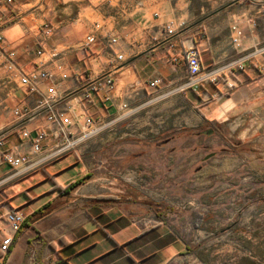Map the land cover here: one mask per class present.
<instances>
[{
    "label": "crops",
    "instance_id": "0c3cea01",
    "mask_svg": "<svg viewBox=\"0 0 264 264\" xmlns=\"http://www.w3.org/2000/svg\"><path fill=\"white\" fill-rule=\"evenodd\" d=\"M75 1L78 0H74V6L81 8L82 5ZM117 1L118 8H131V13L122 11L126 15H121L124 23L113 16L105 17L103 24L85 19L80 31L74 23L73 51L71 46L64 48V56L57 62L50 59L48 51L54 46L61 47L56 43L62 37L67 44L69 32L64 29L61 36L57 33L60 26H54L47 33L42 30L45 22L37 19L38 32L34 33L31 24L25 22L30 15L23 16L21 10L12 17L7 16L8 23L2 30L3 45L15 51V62L25 73L37 70L43 64L59 76L56 65L61 64L64 73H70L69 80L58 79V89L62 93L76 91L103 72L114 70L115 88L111 93L90 91L93 102L85 109L77 100L57 106L59 111L68 113L73 119L72 129L75 131L82 128L89 118H117L124 112L123 106L127 105L125 111L131 113L130 118H140L144 127L149 122L158 128H162V124L174 126L180 118L190 128V133L198 130V135H207L208 132L200 128L208 123L222 125L231 122L233 134L239 140L255 142L262 139L263 146L259 149L264 154V118H255L254 110L260 107L258 101L264 97V94L257 95L262 90L264 74H260L253 63L248 62L241 70L233 68L216 85L207 84L198 90L182 91V86L189 79L186 51L192 45L199 50L204 72L226 66L243 55L231 45L234 25L241 29L245 53L264 45V0H232L214 14L202 32L191 33L188 27L178 30L171 38L166 35L165 25L184 23L174 9V20L168 18L171 14L161 16L157 12L151 20L148 14L159 8V3L140 2L135 5L133 0ZM104 7L100 5L95 10ZM136 11H139V16L133 15ZM86 32L88 34L82 38ZM91 34L97 36L98 43L91 51L84 52L81 44ZM112 38H117L118 43L107 45ZM41 48L46 52L38 55ZM120 55L123 56L122 61L117 59ZM1 59L0 241L4 235L1 229H7L2 220L10 210L20 209L24 212L25 221L10 253L4 256L0 251V264H263L258 261L259 255L249 241L231 244L228 249L227 246L216 248L214 254L210 250L211 244H201L195 249L190 233L198 232L201 236L213 233L203 232L205 212L191 211L192 207H187L188 211L181 217H176L174 211L157 214V222L153 225L134 221L121 211L120 198L105 192L106 186L98 188L93 179L83 177L87 168L78 150L72 149L48 160L26 175L5 180L12 170L3 162V154L11 151L29 154L33 151L32 143L23 139V131L30 132L33 138L38 129L46 132L47 137L41 143L42 154L54 148L58 140L55 137L57 127L47 121L45 113L30 121L15 115L16 109L36 108L41 96L47 95L49 83L41 82L38 92L30 94L19 86V81L10 80ZM257 60L264 64V56L257 57ZM157 79L161 83L157 88H151L149 84ZM228 83H235V87L229 88ZM176 116L182 117L175 119ZM251 165L253 175L261 172L264 178V165L262 168L255 163ZM78 179L83 183L75 191H70L68 188ZM198 190V194L207 191L204 186H199ZM187 197H190L188 202H194L192 198L196 196L189 194ZM74 207L77 212H74ZM94 207H99L110 221L121 220L120 229L112 231L109 224L99 225L88 213ZM151 229H155L162 238L173 235L176 240L162 244L158 239L138 240Z\"/></svg>",
    "mask_w": 264,
    "mask_h": 264
},
{
    "label": "rangeland",
    "instance_id": "374dc122",
    "mask_svg": "<svg viewBox=\"0 0 264 264\" xmlns=\"http://www.w3.org/2000/svg\"><path fill=\"white\" fill-rule=\"evenodd\" d=\"M5 1L0 0V24L4 28L9 20L7 16L12 17L21 10L23 16L30 15L25 22L31 24L34 33L38 32L37 19L52 28L60 26L57 33L61 36L64 29L67 30L69 42L65 44L62 37L56 44L63 49L71 46V51L74 46V23L78 31L84 27L85 19L103 24L105 17L113 16L123 24L122 11L131 13L128 6L118 8L117 0H110L112 5L108 0L75 1L82 5L81 8L74 6V0H13L12 5ZM231 1L133 0L135 5L140 2L160 4L159 8L149 12L151 20L155 12L161 16L171 14L168 18L174 20V9L191 33L202 32L214 14ZM105 2L108 4L102 5ZM100 5L105 7L96 11L95 8ZM80 9L83 11L80 12ZM134 14L139 16V11ZM261 87L257 95L264 94V83ZM258 102L260 107L254 108L255 118L261 119L264 118V97ZM178 117L182 116L175 119ZM137 119L129 117L104 128L102 124L92 137H82L85 132L77 131L76 138L82 141L74 151L78 150L87 168L83 177L93 179L98 188L106 186L105 192L120 198L121 211L143 225L155 224L157 214L168 211H174L176 217L186 213L187 207L194 208L191 211H203L206 216L203 232L213 234L201 236L198 232L190 233L195 249L201 244H211L210 250L214 254L216 248L227 246L228 249L231 244L249 241L259 255L258 261L264 264V178L263 173L254 176L251 170L253 163L258 168L264 165V154L259 149L263 140H239L233 134L231 122L222 125L208 123L200 128L208 134L198 135V130L190 133V128L180 118L174 126L162 124V128L153 122L144 127L140 118ZM252 151L255 153L252 154ZM77 181L79 179L74 182ZM199 186H204L207 191L198 194ZM189 194L196 196L192 198L194 202H188ZM77 210L74 207V212Z\"/></svg>",
    "mask_w": 264,
    "mask_h": 264
},
{
    "label": "built area",
    "instance_id": "2783aa9c",
    "mask_svg": "<svg viewBox=\"0 0 264 264\" xmlns=\"http://www.w3.org/2000/svg\"><path fill=\"white\" fill-rule=\"evenodd\" d=\"M12 2L13 0L5 1L8 5H12ZM3 29L4 27L0 24V57H2L3 66L5 67L10 80L19 81V86L21 88H26L30 94L38 92V86L41 82L49 83L47 95L41 96L38 100L36 108L28 110L16 109L15 115L24 120L30 121L36 118L38 114L45 113L47 121L55 124L57 127L55 137L58 140V144L54 148L47 152V154H42L41 143L47 137L46 132L42 129H38L36 130L35 138H33L30 132L23 131L21 133L22 137L32 143L33 151L29 154H20L13 151L3 154V162L9 165L12 170L10 176L5 180H10L33 172L37 168H40L48 160L75 149L82 139L76 138L77 131L72 129L73 119L67 115L68 113L59 111L57 106L65 101L77 100L78 104L85 109L86 106H90L93 102L89 93L90 91L96 94H109L115 88V80L113 78L114 70L105 71L96 78L88 81L78 90L65 91L62 93L58 89V79L61 81L69 80L70 73H64L63 67L59 63L56 65L59 76L46 69L43 64L37 70L29 73L23 72V70L15 62V51L8 49L3 45L5 41L2 31ZM179 29H185L184 23H181L178 26L173 22L165 25L166 35L170 38L175 36ZM42 30L50 33L52 27L48 23H44ZM241 36V29L237 25L232 26L231 45L234 50L241 51L243 55L226 66H217L206 72L202 69L201 57L197 47L194 45L189 47L186 51L189 79L182 86V91H186L188 89L198 90L207 84L216 85L219 82L221 83L223 77L233 68L241 70L248 62L253 63L254 67L260 74H264V64L258 62L257 60V57L264 56V45L257 46L254 50L245 53L246 51L243 50ZM97 43V36L95 34H91L83 40L81 50L89 52L94 46H96ZM117 43V38H112L107 41V45L109 46ZM45 52L46 50L41 48L37 53L38 55H42ZM48 52L50 59L57 62L64 56L65 49L54 46L50 48ZM117 59L118 61H122L123 56L120 55ZM160 83V80L157 79L149 85L151 88H157ZM228 86L229 88H234L235 83H228ZM127 108L128 106L124 105L122 108L124 112H122V114L117 118L107 120H95L89 118L82 127L83 131L81 128L79 129L81 133L85 132V135L82 137L87 138L94 136L98 132L97 127L102 124H104L103 128L109 127L129 118L131 113L125 111ZM2 145L3 139L0 137V146ZM24 221L25 216L19 209H12L5 215L4 221L2 220V224H5L7 229L5 227L2 228V232L4 233L0 241V251L2 255L5 256L10 253L15 236L21 231Z\"/></svg>",
    "mask_w": 264,
    "mask_h": 264
},
{
    "label": "trees",
    "instance_id": "16d2710c",
    "mask_svg": "<svg viewBox=\"0 0 264 264\" xmlns=\"http://www.w3.org/2000/svg\"><path fill=\"white\" fill-rule=\"evenodd\" d=\"M83 183V180H79L77 182H74L70 187L69 190L72 191L74 190L76 187H78L79 185H81ZM89 215L93 218L96 219V221L98 222L99 225H107L109 224V228L112 231H117L120 229L121 227V220L118 222H113L110 221V219L108 218L107 215H105L104 213H102L101 209L99 207H94L91 210H89ZM123 226V225H122ZM149 238L151 239H158L157 241L162 244V243H171L172 241L176 240L175 237L173 235H168V236H164L163 238L160 237V234L155 230V229H151L150 231L144 233L138 240H144L147 241ZM17 240V238L15 237L14 242Z\"/></svg>",
    "mask_w": 264,
    "mask_h": 264
}]
</instances>
